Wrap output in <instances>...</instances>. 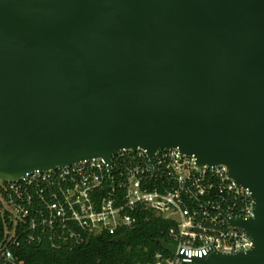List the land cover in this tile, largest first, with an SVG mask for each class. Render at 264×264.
I'll return each instance as SVG.
<instances>
[{
    "label": "water",
    "instance_id": "obj_1",
    "mask_svg": "<svg viewBox=\"0 0 264 264\" xmlns=\"http://www.w3.org/2000/svg\"><path fill=\"white\" fill-rule=\"evenodd\" d=\"M137 148L252 192L253 248L185 264H264V0H0V181Z\"/></svg>",
    "mask_w": 264,
    "mask_h": 264
},
{
    "label": "built area",
    "instance_id": "obj_2",
    "mask_svg": "<svg viewBox=\"0 0 264 264\" xmlns=\"http://www.w3.org/2000/svg\"><path fill=\"white\" fill-rule=\"evenodd\" d=\"M0 264H30L17 256L24 244L48 243L72 251L91 237L127 236L143 222H169L176 253L156 252L137 264H185L211 254L247 252L252 239L233 221L255 216L249 188L225 165H198L178 148L123 149L112 157L27 173L0 187Z\"/></svg>",
    "mask_w": 264,
    "mask_h": 264
},
{
    "label": "trees",
    "instance_id": "obj_3",
    "mask_svg": "<svg viewBox=\"0 0 264 264\" xmlns=\"http://www.w3.org/2000/svg\"><path fill=\"white\" fill-rule=\"evenodd\" d=\"M170 224L162 218H151L135 230L127 232L128 242H116L115 237H91L72 251L57 250L50 244L20 247L17 256L30 264H137L151 260L156 252H165L158 239L167 237ZM0 220V239L2 237Z\"/></svg>",
    "mask_w": 264,
    "mask_h": 264
},
{
    "label": "rangeland",
    "instance_id": "obj_4",
    "mask_svg": "<svg viewBox=\"0 0 264 264\" xmlns=\"http://www.w3.org/2000/svg\"><path fill=\"white\" fill-rule=\"evenodd\" d=\"M2 186V181H0V187ZM4 210H2V209H0V212L2 213V214H4V212H3Z\"/></svg>",
    "mask_w": 264,
    "mask_h": 264
}]
</instances>
